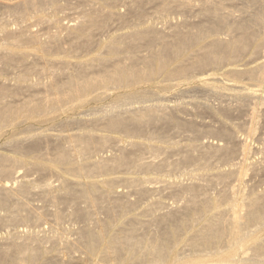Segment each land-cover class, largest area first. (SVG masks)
Segmentation results:
<instances>
[{
  "label": "bare ground",
  "instance_id": "6f19581e",
  "mask_svg": "<svg viewBox=\"0 0 264 264\" xmlns=\"http://www.w3.org/2000/svg\"><path fill=\"white\" fill-rule=\"evenodd\" d=\"M68 1L70 0H0V10H4L5 16L7 17L13 16V19L15 18V22L14 20L12 21V19L10 20L14 22L13 27L17 29V30L11 29L12 27H11V24H9V22L8 24H5V25L2 24V22L4 21L6 22L7 18H5V16L1 18L0 20L1 21L0 22V66L2 68L0 70V145H1V141L5 140L3 145L12 146L13 151L16 155L21 154L22 156V153H24L25 155L26 153L25 151L29 152V150H26L27 148L24 147L25 142H23L24 139L22 138V136L24 137L25 135L29 133L32 135L33 132H29L30 130L28 128L26 130H23L22 126H24V124L29 123L28 125H30V123L33 124L32 122H38L41 125L43 124L45 126L47 123L52 124L53 122H59L61 119H63L64 116H67L68 114L72 112L74 113V111H78L83 108H86L87 106H90L92 104H102V103L108 102L109 107L107 108V110L104 107V110H106V112H103V114H101L102 115L101 118L99 117H98L99 119L95 118L97 120L94 121L96 123L95 125H99V124L101 125L102 131L111 133V134H120V135L123 134L125 136L132 135L135 137L139 135V133L142 134L144 131H146L145 129L143 130L144 126L153 125L155 122H158V123L160 122L161 124V122L163 123V122L171 121L172 115L169 117V114L172 111L174 112V110L176 109L173 106L167 107L165 104L162 107L157 104L149 105V103L151 102V99H153L151 97L153 92L151 93L150 91L151 93V96H150L149 92H147V89H151L152 86L157 88L158 86L157 78L159 76H164L165 78L166 84H161L159 85V88H158L159 91L163 92L171 88L170 83L173 81L174 82L178 81V87L179 85L183 84V82L184 83L189 82V83L194 84V82L197 80L196 75L198 72H204L207 69H211L214 66H220L231 59L237 61L241 59L243 56L245 55L247 56L249 54L248 50L250 46L253 47V53H254L253 62H255L256 59L260 57V55L262 57L259 59L264 58V7L262 6L264 2L262 3V0H248V1L239 0V3L240 2L242 3L240 8L236 6L229 8V5L228 6L226 5L227 2L229 1L231 2L232 0H131V1L129 0V2L133 3L132 4L133 8L132 10L131 8H128L132 12H130V10L129 11L127 10V11L128 13L130 12L131 16L135 17V20H131L126 17H119V18L118 16L115 17L116 16L115 15L116 13H115L114 18H118V23L119 25H121L118 28L117 27L118 25L115 24L117 29L121 30L123 28V29H127L128 31L126 33H121L119 35L113 31L114 33L109 34L108 38L106 37L104 32L106 29L107 30L111 29V28H108L107 26L110 24L109 21L111 17L113 16L112 10L115 5L114 0H83L84 1L83 3L88 4L89 8L91 6L92 7L94 6V9L91 7L93 9L91 10V12L89 9H88L89 11L87 10L88 13L90 12V14H87L86 11L85 13H79L80 15L81 14L84 15L83 17L81 16L83 20L81 21L79 20V22L76 20L77 23L74 25L75 27L73 26L74 27L73 28L71 26L72 27L70 30L71 32L70 31L68 32H70L69 36H71L74 32L72 36H74L76 40L83 41V43L86 46V49L94 53L95 56L91 59L90 58L85 59V57H81V56L77 57L74 54L75 53L74 51H68L66 54L61 50L52 51L48 48L49 44H56V43L60 44V42L62 41V37H61V34L63 35L62 32L65 30H68L69 27H67V29L63 26L58 27L59 30L62 28V31L61 30L58 31V29H56L58 31V32L56 31L57 33L47 32V36L45 35V37L47 38L46 40L47 42L44 41L45 43L42 42L41 39L37 36V32L39 31V30L37 31L38 25L40 26L43 25L45 26V29H46V25H49L50 23L51 24L50 28L52 27L51 29L53 30L54 29V26H52L53 22L56 24H60L56 16L59 13L58 11L61 8H64L62 2L65 3ZM126 2L128 1L126 0ZM80 5H79V8L82 7V6L80 7ZM126 5L128 4L126 3ZM126 5H123V6H126ZM147 5L154 6V8L156 9L155 10L156 14L160 16V19L163 18L166 21L167 19L168 21H170L169 20L170 17L175 14H178V15L179 13L186 14L187 12H192L195 9L197 10L199 9L198 10L200 11L199 15L202 14L203 17H205L204 19H206V21L200 22L197 24L196 22L195 24H191L190 22L191 26H189L190 24L187 22L188 23L187 25L190 28V30L188 29L189 31L186 30L187 32H184V28L181 29V26L185 27V24L182 25L181 23V26H180V22L179 23L177 22L179 26L176 23H175L176 26H174V24L171 26L172 24L171 23L170 24L171 27L169 26V29L173 28L174 31L173 30L172 31L174 33L172 34L173 37H171L169 40L167 38V35L165 36V34L167 33H163V31L161 32L162 28H160V31H159L158 27L151 25V23L149 22L151 20L150 19L151 16L147 14V10H146ZM48 8L51 10L50 16L48 15L46 16V11ZM251 8H256V10L254 11V9H252L251 11ZM83 10H86V9H83ZM152 10L154 11V9ZM130 15L128 17H131ZM147 15L150 17L147 18ZM185 16L186 18L188 17L187 15ZM4 18L6 20H3ZM148 19L150 20L147 21ZM29 24H34V25L37 24L35 26L32 25L33 27L37 28L36 29L37 32H35L36 34L33 31H31L32 29L31 30L29 29L32 27L31 25L29 26ZM113 27H114V24H113ZM47 28L49 27L47 26ZM169 29L166 28L167 31ZM42 31H45V30H42ZM222 31L227 32L231 36L228 35L229 37L228 38L226 37L227 39H225V37L224 39L223 37L222 38L218 37L217 34ZM95 32L99 33V34L97 33V35H101L102 33H104V37H106L107 39L105 40L104 38L103 40V37H102L103 34H102L101 36L102 38L100 36L99 37L97 36V37H98V40L100 38L103 41L98 43V40H97V42H94ZM94 47H96V49L98 48V54H96L97 51L94 49ZM141 49H143L142 52H145V54L142 56H141V53L139 55V52ZM90 51L88 54L89 56L92 55ZM38 56L39 58L45 60L44 64L51 63V60L53 61L52 59L53 56L60 57L61 58L60 62L62 63V64L60 63V65H63V67H66L64 68L65 70L67 68L69 69V67L73 64L72 62H71L72 64H70V59L72 57L80 58V61L77 64L78 67L75 66L76 65L75 63L71 66V67L75 66L78 69L77 73L75 74L73 73V75L72 74L66 75L65 73L67 71L64 72L63 67H61L64 72L62 73V75L65 74L64 76L65 80L62 81V79L61 80L56 79L55 81L50 82V83H49L50 81L49 80L47 84L43 82L44 84L43 87L45 91L43 92L38 91L39 93L37 95L34 93L36 96H28V97L24 96L25 98H22L20 100L16 99L17 97H15L14 94L19 93V92L23 93V91L32 93L33 90L36 89L40 85L39 82L34 81L38 79L39 77L37 76L38 78L34 79L33 76H36L42 73H45V74L49 73L48 75H51V77H53L52 74L55 72V70L52 71V67L50 68L49 66H47L45 67L43 71L40 69L41 71L40 72L36 64L34 63L29 64L28 62L29 60L35 57H38ZM249 59H250V56H249ZM33 60L36 61V59H33ZM57 62L59 63L58 60ZM55 65L57 66V64ZM9 67H14L17 70L16 73H13V72L11 73V76H10L11 79L8 76L10 72V69H8ZM51 71L53 72L52 74H51ZM58 74H60V72L57 73V76L54 73L55 77L53 78L50 77V78L54 80V78L58 77ZM226 74L230 76H232L231 74H233L232 77L247 78L248 80L256 83L257 85H264V60L262 62H259L257 65H255L254 67L248 70L241 71V72L240 71L238 72V70L233 71V72L228 71V73ZM226 74L225 76H227ZM41 76L43 77V74ZM58 78H61V77H58ZM207 78H209V76ZM9 81H11V83H7ZM204 82L205 81H203V84H205ZM212 82L216 83L217 80L213 79ZM43 84H41V87ZM206 86L204 88H206ZM240 88L241 87H239V89ZM29 94L30 93H28V95ZM156 95L157 94H155V96ZM255 96H257V92L255 90H248L245 95L246 98H251ZM243 98H244V95H243ZM243 98H242V101L244 102ZM152 101L154 102V99ZM239 102L240 101L238 100V104ZM250 104L252 103L250 102ZM231 106L232 104L230 105L228 109H226L227 107L225 106V109H223L222 112L226 113L227 115L229 113L234 114L233 111H238L239 109L243 107L242 106L241 108H239L240 106L239 107L234 106L235 108H232ZM159 107H161V111L162 110L166 111V114L168 112L169 113L167 115H164L163 112H161L162 113L161 114ZM180 107H177V109L179 108L178 111L184 109V106H183V109H181L182 107L181 108ZM222 108L224 107L222 106ZM256 109L257 107L253 108L251 111L247 110L251 114L249 115L250 117H248V120H247V122L250 123L251 126L256 123L257 118H258L257 112L259 110L257 111ZM258 109H259V106H258ZM209 110H211V108ZM244 111L246 112V110ZM259 112H261V109ZM86 113L87 112H85V114ZM81 121L83 122V120ZM182 121H178V123L179 122L182 123V125L180 124L182 127L185 125L184 127H186L187 129L197 132V130L195 129L196 128L195 125H191L193 123L190 124L189 119H188L189 125H186V124L183 125ZM61 122L59 124L62 125ZM247 122H246V125H248ZM195 123H196V120H195ZM175 124L177 123L175 122ZM222 124L224 125L225 122H222ZM56 126H54V128ZM175 126H178V124ZM51 127H53V125ZM60 128L62 127L60 126ZM91 128L95 129V126ZM147 128H149V126ZM202 128L204 129V127ZM221 129L219 131L217 130L213 131L211 129H208L207 131L208 133L210 132L211 135L213 134L217 136L218 138L224 140V142L226 141L227 145L235 141L237 143L236 148H238L236 153L233 147H230L227 145L222 146V145H217L213 143H207V144L198 145V146L189 144V146L187 147L184 145V147L178 148L174 151L172 150L174 148L172 149L170 148L171 150L169 148L163 149V148H160L158 145L157 147L148 145V142L147 144L145 143L137 144L136 142L128 143V148L134 147V148H137L136 150L145 149V151L147 150L151 154V157H154V159L157 158L158 160V162H153L154 160L150 162V160H152L151 158L148 159L149 161H146V159L143 156H141V154H136L132 152L129 153V151L128 152L126 151L127 150L126 147L122 146L119 142H117L111 145H115V148L119 150L117 152H121L120 154L117 153L118 155H115L113 153L114 154L113 157L111 158L109 155L110 159H108L107 157L108 159L107 161L105 159L106 157L105 158L103 157L104 160L102 161L100 160V162L94 163L95 162L94 161L93 162L94 164L89 163V162L88 164L86 162H83L82 160L86 161V158H90L92 154L97 153L99 151L101 152V150L98 146V142L96 141V139H94L93 136L90 137L87 134L88 136H73V135L67 136L66 135V137L65 136L62 137L63 139L66 138V141H69L66 143H70L71 141L75 143L74 146L76 147L73 146L74 148H77V151L75 150L76 151L75 155H74L75 151L72 152L73 154L71 153L73 148L72 147H71L72 149L70 147H69L70 149L67 148V144H66L65 148L67 149L64 148L59 151L57 150V153L55 152L56 154L53 157L51 156L50 159L48 157H47L48 159L47 158L44 159L45 158L44 155H43L44 158L41 157L38 159L40 161V163L38 164V168H41V166L42 168L46 166L56 167V168H59L60 171L62 169L66 174L76 177V178L87 177L89 179H93V177L98 173H101L102 176L104 174L105 176V174H108L111 171L112 172L114 171L115 174L116 172H120V171H125V173L123 172L124 174H126V172H131V174H133L132 173L133 171H136L139 173L140 172L151 173V172L172 171V170L176 171V169L180 171L179 170L180 168L183 169V167H185L188 164H192L193 162H198L201 165L208 166L214 157H217L219 159L228 160L231 157L233 156L236 157V155L239 154V157L242 160V161L239 160L241 163L238 162L240 166L238 165L239 167L234 168V169L232 168L228 173L230 174V177L231 175L233 177V174L238 176L236 180L238 183L237 186H235L234 189L231 188L230 190H227L229 189L227 188L226 191H221L222 193L219 196L220 198L218 197L219 198L217 199L218 201L214 203L215 213L213 215L206 216L204 219H201L197 214L199 211V208H198L199 202L210 203L212 201L211 197L209 198L207 195L208 193L207 192H206L207 194L204 193V190L203 192H201L195 186L188 187L187 185H185L187 187V192L190 195L189 196L190 199L188 203L186 202L187 205L185 204V208L184 207L182 208H183V211L185 212L193 213L189 219L182 218L181 213L183 211L181 210V207L179 209V207L177 206L178 207V208L176 207L178 209L177 210L176 208L170 207L171 204L169 206L168 203L164 204L161 201L159 202L162 204L156 205L155 200H154L153 203L156 205L157 208H159L160 210L165 209L167 211L165 213H161L157 216H154L153 214L154 210L152 208L154 205L151 206L148 210L145 207L144 209H146L147 211L142 209V211L143 210L145 211L146 216L147 215L149 217L154 216V218L152 219L156 223V227L159 229V230L154 231L155 233H154V236H152V238H147L144 235L146 226L140 225L139 223L138 224L130 223L129 225L128 224L129 221L127 223L128 219L126 220V223L128 224L129 227L124 225L128 228L117 229L115 224L113 225L110 221H101L97 219L98 216L96 217V219H94V216H95L94 214L92 213L90 214V212L86 209L81 210V208H83L85 204L84 206L80 204L87 203L89 207H91V209L98 208V209H95V211L96 210L99 211L100 215H101V212L103 211L105 215L108 214L107 216L109 219H111L112 217L116 218L117 216L115 214L116 212L117 214L118 212H120V214H124L125 216V214H128L129 211L132 209L134 200L133 202H130L126 198V196H124L125 194L122 195L121 191L119 192L115 191L116 182L118 184L120 182L123 183L129 189L128 190L122 184L121 186L125 187L124 189H127L125 190V192L130 191L132 192V194L134 193L136 194V196H139V197H142L144 195L147 197L146 194H150L153 192L155 194V192L157 191L159 192L158 188L161 185L159 186L157 185L158 186L157 187V186H153L149 184L150 182L148 183V178H146L147 180L142 179V180H136V181L129 180V178L128 179L126 178L127 180H125V178L124 180L122 179L120 180V178H118L119 180L117 179L118 181H116V179L112 178L114 181L106 179L103 181L98 180L99 182H96L94 181L95 179H93V180L87 181L86 183H82L79 180L78 181L72 180L69 183L68 181L63 180L64 182L62 183L61 187L59 186L60 188L57 190L53 187V186H56L55 185L56 183L53 184L54 182L52 183L53 185L51 183H46L42 186L41 184H38L39 185L38 187H34L32 182L25 181L22 179V177H20L19 173L16 170V167L10 163L11 162L9 161L10 159H7L8 157L0 155V177H13L15 183L17 184L16 187H11L10 185L6 184L7 182L4 184L3 181L0 180V208L3 209V207L4 208L11 207V209L13 210L11 214L7 212V214L9 215L1 214L0 225L4 227L6 226L7 228L5 227V229L7 230L11 226L12 227L17 226L18 225L17 223L20 224V222H24V223L29 222L28 224H30V222L32 223V221L35 222V220H40V222H42L41 214L40 213L38 214L36 212V215L34 216L35 211L32 212L33 209L32 208L29 209L28 208L29 206L24 201L25 198L32 196L34 189H37L35 190L33 194L34 196L37 195L41 198L43 197L46 199H50V201L53 204H56V206H57V203H59L60 201L64 202V204H66L65 201H71L72 204H74L75 206L76 205L78 206L74 214H76L81 219H85L89 221L88 222L89 224H86L85 228H83L82 230L79 229L81 227L78 225L79 227L77 229H79L80 232L75 230L76 228L74 229L77 233L76 236L78 237L77 238L78 240H76L75 242L76 243L79 242L81 246L85 248L87 257L90 258V260L93 256H96L97 253L100 254L102 256V260L98 261L100 264H264V233H262V230L264 229V193L260 195L255 194L257 196L249 199L250 197L248 198L246 197L247 195L245 196L244 194L239 192L240 188L242 186H245L244 184H245V179H246V172H249V170L247 171V169L253 168V167L255 169V166H257L254 164L255 162L253 163L255 166L254 165L251 166L250 163L248 164L250 166H247L246 164V161L247 159H250L249 158L250 153L252 152V151L250 152L249 150V140L250 138L254 136V130L250 128L247 138H241V137L235 138V137H239L237 135L235 137L233 136L235 135L236 132H233L234 133L233 134L232 130L228 131L227 128L225 130H221ZM34 130L35 129H33L32 131ZM201 130L199 131V133L201 132ZM176 132L178 133L177 130ZM35 133H34V136H30V137L28 136V138H36V140H38L36 137L37 133L36 134ZM147 134H148L146 135L148 136L147 138H149L151 141L153 140L159 141V139L162 138L160 136L161 133H159L160 135L156 134V132L155 133L150 132ZM44 136H46V134ZM44 136L43 138H45ZM54 136L56 137V135ZM142 136L144 135L142 134ZM38 137L41 138L42 136H39L38 134ZM48 137H46L45 139H48ZM111 138L112 137H110V139ZM97 139H101V138H97ZM101 140L103 141V139ZM49 141L51 143L52 141L51 138ZM124 141L125 140H123V142ZM22 142L24 144H22ZM42 143L41 145L43 146ZM175 144L177 143L175 142ZM233 145H236V144H233ZM4 147L5 146L1 147L3 148L1 150H5ZM97 149L99 150L97 151ZM168 149L171 152H168ZM145 151L143 152V154L145 153ZM186 151H188V153ZM183 152H186V153H183ZM175 153H176V156L179 155L180 157V158L176 157V159L179 158V160L177 159L176 162H174L175 157L173 160L171 159L172 162H170L169 160L171 157L168 160H166L165 158L162 159L160 157L162 156V154L163 155H167V154L174 155ZM33 155L35 154L33 153ZM144 155H146V153ZM147 155L149 156V154ZM159 157L161 159L160 161L158 159ZM16 160L15 162H17ZM20 162L22 164V161ZM20 162L19 163L17 162V163L20 164ZM28 165H30V163ZM31 166H34V164H32ZM260 166L258 165L257 167L260 168ZM24 169L26 168L24 167ZM36 169H34L35 172L37 171ZM51 169L53 168H50V171ZM18 170L20 171L22 170V168H19ZM43 171L47 172V170H43ZM252 171L254 172V170ZM136 172H134V174ZM47 173L49 174V171ZM217 174H216L217 177L213 175L214 176L213 179H215V177L223 178L221 173L218 172ZM224 174L223 176L228 175V174L226 175V173ZM203 175L206 176V174H203ZM204 176H203V179H204ZM98 177H100L99 174H98ZM206 179L207 177L204 180L207 181ZM213 179H211L212 182H214ZM58 181L61 182L62 180L61 181L58 180ZM161 181L162 180H160V182ZM179 184H181V182ZM209 184L211 183H208L207 187H209ZM181 185H184V184H181ZM181 185H178L177 188ZM212 185L213 184H211V186ZM214 187L215 186H213V188ZM181 188L179 187L178 189H181ZM236 188H238L239 191H236ZM183 189H186V188H182L181 190ZM54 192H55V195H54ZM183 192H186V191L184 190ZM187 192L185 195H187ZM142 198H145V197H142ZM35 199L36 198H34L33 200ZM140 199H137V200H140ZM229 201L231 202L229 206H227L224 209L220 208L221 204H224L223 202L228 203ZM134 206L135 205H133V207ZM33 207L35 208V206ZM37 208L38 206H36V209ZM70 209L71 208H69V210ZM99 209H101V212ZM38 210L39 209H37V211ZM2 211L6 212V210H2ZM49 212H46V213H49ZM44 213L42 214L43 216H44ZM31 215L34 216L33 218L35 220L32 218ZM53 217L55 219V222L53 223L55 224L58 222L59 224V221L61 223V219L63 217L65 218L66 216H63L62 213L60 212H54ZM69 220H71V218ZM199 220L201 221L199 222ZM36 222H39V221H36ZM91 222L97 225L95 226L96 228L92 226ZM169 222H175L176 225L171 228L165 227ZM123 224H125V222ZM30 225L32 227L33 224H30ZM42 225H44V223H42ZM18 226H20V228L22 227L21 224ZM34 226H36L35 223H34ZM114 227H116V229ZM3 229L4 228H0V230H3ZM53 232H56V231H53ZM10 233L11 232H9V235L11 236H8V235L7 236L10 237L9 241L11 240L12 243L10 242L11 244L8 248L0 249V254L2 255V258H1L2 260H0V264H55V263L64 264L65 262L68 264V261H64V259H61L57 255H53V257H50L49 251L50 250L52 251L54 247L60 246V245L62 248L65 247L66 244L62 246L65 243V242L63 243L61 242L62 236H58L55 233L47 234L42 231L40 232L39 230L38 232L37 230L30 231L29 232L30 235H26L24 237L19 236L17 232L16 233L12 232V234ZM25 233L23 232V234ZM72 233H74L75 235V232H72ZM72 233L70 232L71 235H68V236L71 237ZM74 239L76 238L74 237ZM2 242H0L1 243L0 245L4 246V242L3 243ZM76 243L75 245L77 246ZM50 244H51V247L49 246ZM70 245H71V242H70ZM69 246L67 245V248L72 250V247L70 248ZM68 249H64V250L67 251L68 253L69 252ZM78 249L80 250V248ZM83 249L80 251L84 252ZM72 251L74 252V250ZM100 255H99V258H100ZM87 263L90 264L89 262Z\"/></svg>",
  "mask_w": 264,
  "mask_h": 264
},
{
  "label": "rangeland",
  "instance_id": "374dc122",
  "mask_svg": "<svg viewBox=\"0 0 264 264\" xmlns=\"http://www.w3.org/2000/svg\"><path fill=\"white\" fill-rule=\"evenodd\" d=\"M80 1L81 0H70V1H68V2H65V3H63L62 2V4H63V7L64 8H61L58 12L60 13H58V15L56 16V18H58V21H59V23L60 24H56V23H52L53 25L52 26H54V29L52 30L51 28H50V23H49V25H46V29H45V26H43V25H38L37 26V28L36 27H33L32 25H34V24H29V26L31 25L32 27L31 28H29L31 31H33L34 33L35 32H37L38 30V32H37V36L41 39V41L42 42H47L46 40H47V38L45 37V35L47 36V32H54V33H57L58 31H62V28L59 30L58 29V27H65L66 29H67V27H69L68 28V30H65V31H63L62 33H63V35L61 34V37H62V41L60 42V44H49L48 45V48L50 49V50H52V51H57V50H61V51H63L64 53H66L67 54V52L68 51H74L75 53V55L78 57V56H81V57H85V59H91V58H93L95 55H94V53H92L90 50V52H91V54L93 55H88L89 54V51H88V49H86V46H85V44L83 43V41H81V40H76L75 38H74V36H72L73 34H74V32H73V34L71 35V36H69L70 35V30H71V28L77 23V21L79 22V20L81 21V20H83V16L84 15H80L79 13H85V11H86V13L87 14H90V12H91V10H93L94 9V6L90 9L89 8V6H88V4H85V3H83L84 1L82 0L81 1V3H80ZM125 1V2H124ZM114 0V8H113V10H112V17H111V19H110V21H109V25L111 26V24H112V26L110 27L109 25L107 26L108 28H111V29H106L105 30V35H106V37L108 38L109 37V34H112V33H116V34H121V33H126L128 30L127 29H121V30H119V29H117V27L119 28L121 25H119V23H118V18L119 17H126V18H129V19H131V20H135V17H133V16H131L130 15V12H132L131 10H132V8H133V3H131V2H129V0H127L128 2H126V0ZM131 1V0H130ZM238 2V4H237V2ZM241 1V0H240ZM246 1H248V0H246ZM264 2V0H262V3ZM126 3L128 4V5H126ZM129 3H131V4H129ZM81 4V5H80ZM240 4V5H239ZM79 5H80V7L81 8H79ZM85 5V6H84ZM123 5H126V6H128V7H126V6H123ZM226 5L228 6L229 5V8H232V7H234V6H236V7H238V8H240L241 7V5H242V3L240 2L239 3V0H232L231 2L229 1V2H227L226 3ZM239 5V6H238ZM86 6H87V8H86ZM115 6H116V8H115ZM130 6V7H129ZM263 7H264V3H263V5H262ZM128 8H131V10L130 9H128ZM147 8V9H146ZM145 9L147 10V14L148 15H150V16H148L147 15V18H149L150 17V19H148L147 21H149L150 23H151V25H153V26H155V27H158L157 29L160 31V28H162V29H164V30H162L161 29V32L163 31V33H167V34H165V36L167 35V38L170 40V38L171 37H173V31H174V29L173 28H170L169 29V26H170V24H171V26L174 24V26H176V24L179 26V22H180V26H181V23H182V25H184L185 24V27L184 26H181V29L182 28H184V32H187V31H189L190 30V28H189V26H191V24H195V22H196V24L197 23H200V22H204V21H206V19H204L205 17H203V15L201 16V15H199L200 13V11H198L197 9H195V10H193L192 12H187L186 14L184 13V14H181V13H179V15L178 14H175V15H173V16H171V17H173V18H171L170 17V21H168V19H167V21L165 20V19H163V18H161L160 19V16H158L157 14H156V9L154 8V6H151V5H147V7H146ZM154 9V11L152 10V9ZM83 9H86V10H83ZM90 10V12L88 13V11ZM252 9H254V11L256 10V8H251V11H252ZM79 10H81V11H79ZM88 10V11H87ZM130 10V12L128 13V11ZM1 12V14H0V20H1V18H3L5 15H4V10H0ZM62 11V12H61ZM253 11V12H254ZM120 12V13H119ZM126 12V13H125ZM116 13V14H115ZM50 14H51V10L48 8L47 9V11H46V16L48 15V16H50ZM116 16H115V15ZM117 14H119V15H117ZM122 14H123V16H122ZM132 17H128L129 15ZM133 14V13H132ZM10 15V14H9ZM125 15V16H124ZM134 15V14H133ZM155 17H154V16ZM183 17H182V16ZM185 15H187L188 17L186 18V16ZM191 15V16H190ZM82 16V17H81ZM114 16L115 17H117L118 16V18H114ZM153 16V17H152ZM198 16H200V17H198ZM9 17V18H8ZM5 16V18H7V20L4 18L3 20H6V22L4 23V22H2V24H8V22H9V24H11V29H16L15 27H13L14 26V22H15V18L13 19V16ZM11 17V18H10ZM60 17V18H59ZM157 17H159V18H157ZM203 17V18H202ZM153 18V19H152ZM196 18V19H195ZM10 19H12V21L14 20V22H12ZM60 19H61V21H60ZM114 21H113V20ZM116 19H117V21H116ZM10 20V21H9ZM77 20V21H76ZM154 20H155V22H154ZM197 20V21H196ZM202 20V21H201ZM74 21H76V22H74ZM1 22V21H0ZM178 22V23H177ZM190 24V22H191V24L188 26L187 24L188 23ZM167 23H169V24H167ZM176 23V24H175ZM65 26H64V25ZM67 24V25H66ZM113 24H114V27H113ZM118 25L117 27H116V25ZM35 25H37V24H35ZM34 25V26H35ZM61 25V26H60ZM187 25V26H186ZM16 26V25H15ZM47 26L49 27V28H47ZM72 26V27H71ZM170 26V27H171ZM44 29H43V28ZM75 27V26H74ZM73 27V28H74ZM106 27V28H107ZM116 27V28H115ZM64 28V29H65ZM115 28V29H114ZM166 28H168L169 30V32L166 30ZM186 28V29H185ZM36 29H37V31H36ZM45 30V31H42V30ZM48 29V30H47ZM56 29H58V31L56 30ZM113 29V30H112ZM189 29V30H188ZM17 30V29H16ZM35 30V31H34ZM41 30V31H40ZM50 30V31H49ZM110 30V31H109ZM117 30V31H116ZM173 30V31H172ZM187 30V31H186ZM57 31V32H56ZM68 31H70V32H68ZM107 31H109V32H107ZM114 31V32H113ZM121 31V32H120ZM67 33V35H66V33ZM107 32V33H106ZM43 33V34H42ZM95 33H96V35H95ZM94 33V36H95V40H94V42H97V40H98V37L100 36H102V34H103V40H104V38H105V40L107 39L106 37H104V33H102L101 35H97V33L98 32H95ZM36 34V33H35ZM39 34H41V35H39ZM66 36H65V35ZM99 34V33H98ZM229 34L227 33V32H225V31H222V32H220V33H218L217 34V36L218 37H220V38H222L223 37V39H224V37H225V39H227L229 36H231V35H229ZM64 36V37H63ZM98 36V37H97ZM41 37H43V38H41ZM97 37V38H96ZM101 37V38H102ZM227 37V38H226ZM44 38H46V39H44ZM166 38V39H167ZM167 39V40H168ZM102 39H100L99 38V40H98V43L99 42H101V41H103ZM44 42V43H45ZM97 45V44H96ZM95 45V46H96ZM97 47V46H96ZM96 47H94V49L97 51V53L96 54H98V48L96 49ZM92 49V48H91ZM142 50L143 49H141L140 50V52H139V55H140V53H141V56L142 55H144L145 54V52H142ZM88 51V52H87ZM143 53V54H142ZM147 53V52H146ZM248 55L246 56H243L241 59H239V60H237V61H235V60H233V59H231V60H229V61H227V62H225L224 64H222V65H220V66H214V67H212L211 69H207L206 71H204V72H198L197 73V80L194 82V84L193 83H189V82H183V84H181V85H179V87H178V81H173V82H171L170 84H171V88L169 89V90H166V91H163V92H161V91H159L158 90V88H159V85H161V84H166L165 83V78H164V76H159L158 78H157V83H158V86H157V88H155V87H153L152 86V88L151 89H147V92H149V94H150V96H151V93H152V98L154 99V102L152 101L153 99H151V102L149 103V105H153V104H157V105H159V106H163L164 104L167 106V107H171V106H173V107H175L176 109H177V107H180L181 109H183V106H184V109L183 110H180V111H178L179 110V108L177 109V111H176V109L174 110V112L172 111L170 114H169V117L171 116V121H167V122H161V124H160V122L158 123V122H155L153 125H147V126H144L143 127V130L145 129L146 131H147V133H155L156 132V134H158V135H160L159 133H161V139H159V141L158 140H153V141H151L149 138H147L148 136H146V135H148L147 133H146V131H144L142 134L144 135V136H142V134L141 133H139V135H137V136H125V135H120V134H111V133H107V132H104V131H102V127H101V125L99 124V125H95L96 123L94 122V121H96L97 119H99V118H101V114H103V112H106V110H107V108L109 107L108 106V102H106V103H102V104H92V105H90V106H87L86 108H83V109H81V110H78V111H74V113L72 112V113H70V114H68L67 116H64L63 117V119H61L59 122H53L52 124L51 123H47L45 126L42 124H40V123H38V122H32L33 124H31L30 123V125H28L29 123H27V124H24V126H22V129L23 130H26L27 128L30 130L29 132H33V134L31 135L30 133L29 134H27V135H25L24 137L22 136V138L24 139V141L23 142H25V144L22 142V144H24L25 146V148H27L26 150H29V152L28 151H25L26 153H25V155H24V153H22V156H21V154H15L14 153V151H13V147L12 146H9V145H3L4 144V142H5V140H2L1 141V145H0V155H2V156H5V157H8L7 159H10L9 161H11L10 163L11 164H13L15 167H16V170H17V172L19 173V175H20V177H22V179L23 180H25V181H28V182H32L33 183V185H34V187H38L39 185L38 184H41V186L42 185H44V184H46V183H53V184H55L56 186H53L56 190L57 189H59L60 187H61V185H62V183L64 182L63 180H65V181H68L69 183L72 181V180H74V181H80V182H82V183H86L87 181H89V180H93V179H95L94 181H96V182H99L98 180H100V181H103V180H106V179H109V180H113V179H116V181H118L119 179L118 178H120V180L122 179V180H124V178H125V180H127L128 178H129V180H142V179H146V178H148V183L149 184H151V185H153V186H159V185H161V186H159V192L157 191V192H155V194H154V192L153 193H150V194H146L147 195V197L144 195V196H142V197H145V198H142V197H139V196H136V194H132V192H130V191H126L127 193H129V194H127L126 192H125V190H127L128 188L123 184V183H117L116 181V184H115V191H121V193H122V195L123 194H125L124 196H126V198L130 201V202H133V200H134V202H133V205H135L134 207H133V205H132V209L129 211V213L128 214H125V216H124V214H120V212H118V214H117V212L115 213L117 216H116V218H114V217H112L111 219H109L108 218V214H106L105 215V213H103V211L101 212V209H99L100 210V212H101V215H100V213H99V211H95V209H98V208H92L91 209V207H89V205L87 204V203H81L80 205H83L84 206V204H85V206L83 207V208H81L80 206V208H81V210H88L89 212H90V214L92 213V214H94L95 216H94V219H96V217H97V219H99V220H101V221H110L113 225L115 224V226L117 227V229H125V228H128L129 226H128V224L130 225V223H132V224H140V225H144V226H146V229H145V236L147 237V238H152V236H154V231L155 230H159L157 227H156V223L154 222V220L152 219V218H154V216H157V215H159V214H161V213H165L167 210H165V209H163V210H160L159 208H157L156 207V205H159V204H162V203H164V204H166V203H168L169 204V206H170V204H171V206L170 207H173V208H176L177 206L179 207V209H180V207H181V210L183 211V208L182 207H184L185 208V204H186V202L188 203L189 202V199H190V195L188 194V192H187V187L185 186V185H187L188 187H192V186H195V187H197L201 192H203V190H204V193H206L207 195H208V197L210 198L211 197V199H212V203L210 202V203H207V202H199V211H198V216L201 218V219H204L206 216H210V215H213L214 213H215V209H214V203H216V201H218L217 199H219L220 197V194L222 193L221 191H226V189L227 188H229V189H227V190H230L231 188H235V186H237V178H238V176L237 175H234L233 174V177H232V175H231V177H230V174H228L229 173V171L233 168H237V167H239L240 165H239V163H241L240 161H242L241 159H240V157H239V154H235L236 155V157L235 156H233V157H231L230 159H228V160H225V159H219V158H217V157H214L213 159H212V161L210 162V164L208 165V166H206V165H201L200 163H198V162H193L192 164H188V165H186L185 167H183V169L182 168H180L179 170L180 171H178L177 169H176V171L175 170H172V171H161V172H151V173H145V172H136V171H133L132 173L133 174H131V172H126V174H124L125 173V171H120V172H116V174H115V172L113 173L112 171L111 172H109L108 174H105V176H104V174H103V176H102V174L101 173H98L99 174V176L100 177H98V174H96L95 176H97V177H93V179H89V178H87V177H83V178H76V177H73V176H70V175H68V174H66L62 169H61V171L59 170V168H56V167H48V166H46V167H44V168H42V166H41V168H38V164L40 163V161L38 160L39 158H41V157H43L44 158V156H45V158L44 159H46L47 157L50 159L51 158V156L53 157L56 153H57V150L59 151V150H62V149H64L66 146V144H67V148H71L72 149V151H71V153L73 152V151H77V148H74V147H76V146H74L75 145V143L73 142V141H71L70 143H66V142H69V141H66V138H62L63 136H65L66 137V135L67 136H90V137H94V139H96V141L98 142V146H99V148H100V150H101V152L99 151V152H97V153H94L95 154V156H94V154H92V158L90 159V158H86V161L85 160H82L83 162H86V163H92V164H94V163H96V162H100V160L102 161V160H104V158L106 159V161L108 160V159H110L109 158V155H110V157L112 158L113 157V155L115 154V155H118V154H120L121 152H117V151H119V150H117L116 148H115V145H111V144H115V143H117V142H119L122 146H124V147H126V151L128 152L129 151V153L130 152H132V153H136V154H141V156H143L145 159H146V161H149L148 159H152V160H150V162L151 161H153V162H158V160H157V158H155L154 159V157H151V154L146 150L145 151V149H140V150H136L137 148H134V147H129L128 148V143H130V142H136L137 144L139 143V144H141V143H145V144H147V142H148V145H151V146H155V147H157V145L160 147V148H163V149H167V148H174V149H172L173 151L174 150H176V149H178V148H182V147H184V145L187 147V146H189V144L190 145H196V146H198V145H203V144H207V143H213V144H217V145H222V146H226L227 145V142L225 141L224 142V140H222V139H220V138H218L217 136H215V135H211V133L209 134L208 133V129H211V130H213V131H216L218 128V130L217 131H219L222 127V129L221 130H225L226 128H227V130L229 131H231L232 130V133L233 132H236L235 133V135H233L234 137L237 135V136H239V137H235V138H247V136H248V134H249V130H250V128H252L253 130H254V136L252 137V138H250V140H249V150H250V159H247V161H246V164H247V166H253L254 164L255 165H261L260 166V168L259 167H257V166H255V169H254V167L253 168H249V167H247V168H249V169H247V171L249 170V172H246V179H245V186H242L241 188H240V191H239V189L238 188H236V191H239V192H241L242 194H244L246 197H250L249 199H251V198H253V197H255V196H257V195H255V194H262V193H264V109H263V107H264V85H257L256 83H254V82H252V81H250V80H248L247 78H243V77H232L233 76V74H231L232 76H230V75H227L226 73H228V71L229 72H233V71H236V70H238V72L240 71H245V70H248V69H250V68H252V67H254L255 65H257L259 62H262L263 60H264V58L263 59H259V58H261L262 56L260 55V57H258V59H256V61L255 62H253V57H254V53H253V47L252 46H250V48H249V50H248ZM249 56H250V59H249ZM75 58V57H72L71 59H70V64H76L75 66L76 67H78L77 66V64H78V62L80 61V58ZM257 57V56H256ZM252 58V59H251ZM33 59H36V61L35 60H33ZM33 59H31V60H29L28 62H29V64H32V63H34V64H36L37 65V67L39 68V71H40V69L43 71L44 69H45V67H47V66H49L50 68L52 67V71L53 70H55V74H56V76H57V73H59L60 72V74H58V77H61V78H58V77H56V78H54V80L53 79H51V78H53V77H55L54 76V73L51 71V74H52V76L53 77H51V75H48L49 73H42L43 74V77L41 76L42 74H38V75H36V76H33L34 77V79H36V78H38V79H36V80H34V81H36V82H39L40 83V85L36 88V89H34L33 90V92L31 93V92H26V91H23V93H20L19 91V93H16V94H14L15 95V97H17L16 99H22V98H25V97H28V96H36L39 92H43V91H45L44 90V84H43V82L45 83V84H47L48 83V81H49V83L50 82H53V81H55L56 79H58V80H61L62 79V81L63 80H65V74L66 75H69V74H72L73 75V73L75 74V73H77V68L75 67V66H73V67H69V69L67 68L66 70L64 69V68H66V67H63V65H60V57H52V59H53V61L51 60V63H46V64H44V61L45 60H43V59H41V58H39V56L38 57H35V58H33ZM38 59V60H37ZM56 60V61H55ZM57 60L59 61V63L57 62ZM69 60V59H68ZM252 60V61H251ZM33 61V62H32ZM72 62V63H71ZM249 63V64H248ZM49 64V65H48ZM52 64H54V65H52ZM55 64H57V66L55 65ZM62 64V63H61ZM58 65H59V67L61 68V67H63V69H64V72H66L65 74H63L62 75V73H64L63 72V69L61 68V70H60V68L58 67ZM56 66V67H55ZM54 67V68H53ZM74 67H75V69H74ZM1 66H0V70H1ZM56 68V69H55ZM71 68V69H70ZM72 68H73V70H72ZM240 68V69H239ZM8 69H10V72H9V77L11 76V73L13 72V73H16L17 72V70L14 68V67H9ZM58 69V70H57ZM245 69V70H244ZM60 70V71H59ZM57 71V72H56ZM41 72V71H40ZM225 74L227 75V76H225ZM45 75V76H44ZM38 76V77H37ZM41 76V77H40ZM209 76V78H210V80H209V78H207ZM51 77V78H50ZM42 78V79H41ZM208 80H207V79ZM10 79H11V77H10ZM202 80V81H200V80ZM213 79H215V80H217V85H216V83L215 82H212L213 81ZM222 79V80H221ZM41 80V81H40ZM207 80V81H206ZM220 80H221V82H220ZM197 81H198V83H197ZM203 81H205L204 83L205 84H203ZM209 82V83H208ZM7 83H11V81H9V82H7ZM189 83V84H188ZM212 83V84H211ZM41 84H43L42 85V87H41ZM201 84V85H200ZM10 85V84H9ZM207 85V86H206ZM227 85V86H226ZM229 85H230V87L232 86V87H234V88H230L229 87ZM11 86V85H10ZM206 86V88H204ZM209 86H210V88H209ZM241 87L240 89H239V87ZM214 87V88H213ZM236 87H238V88H236ZM202 88V89H201ZM215 88H216V90H215ZM222 88V89H221ZM156 89V90H155ZM192 89V90H191ZM187 90V91H186ZM248 90H255L256 92H257V96H255V97H251V98H246L245 97V95H246V93H247V91ZM39 91V92H38ZM150 91H151V93H150ZM213 91V92H212ZM219 91V92H218ZM234 91V92H233ZM242 91V92H241ZM184 92V93H183ZM222 92V93H221ZM28 93H30L29 95H28ZM36 95H35V94ZM218 93H220V94H218ZM239 93V94H238ZM43 94V93H42ZM155 94H157L156 96H155ZM223 94V95H222ZM227 95V96H225V95ZM237 94V95H236ZM242 96H241V95ZM23 95V96H22ZM39 95H41V94H39ZM218 95V96H217ZM223 97H222V96ZM233 95V96H232ZM235 95V96H234ZM243 95H244V98H243ZM25 96V97H24ZM221 96V97H220ZM225 96V97H224ZM238 96H240V97H238ZM19 97V98H18ZM216 97H217V99H216ZM233 97H234V99H233ZM257 97H258V99H257ZM163 98V99H162ZM221 98V99H220ZM229 98H231V99H229ZM237 98V99H236ZM242 98L244 99V102L242 101ZM256 99V101H255V99ZM165 99V100H164ZM167 99V100H166ZM241 99V100H240ZM246 99V100H245ZM248 99V100H247ZM262 99V100H261ZM156 100V101H155ZM229 100H231V101H229ZM233 100V101H232ZM238 100L240 101L239 102V104H238ZM246 101V102H245ZM252 103V104H250V102ZM158 102V103H157ZM160 103H162V104H160ZM244 105H243V104ZM246 103V104H245ZM232 104V108H235L234 106H237V107H239V108H241L242 106V108L241 109H239L238 111H233V113L234 114H232V113H229L228 115L226 114V113H224V112H222V110L223 109H225V106L227 107L226 109H228L229 107H230V105ZM248 104V105H247ZM178 105V106H177ZM204 105H205V107H204ZM220 105H221V107H220ZM177 106V107H176ZM207 106V107H206ZM219 106V107H218ZM222 106L224 107V108H222ZM257 107V111L259 110L260 111V109H261V112H257V121H256V123L254 124V125H252L251 126V124L250 123H248L247 122V120H248V117H250L249 115H251L250 114V112H248V111H251L253 108H256ZM258 106H259V109H258ZM103 107V108H102ZM104 107H105V109L106 110H104ZM161 107H159V109H160V113L161 112H163V114L164 115H167L166 114V111H161ZM209 107V108H208ZM89 108V109H88ZM211 108V110H209ZM216 108H217V110H216ZM219 108V109H218ZM90 109H91V111H90ZM102 110H104V111H101ZM185 110V111H184ZM221 110V111H220ZM243 110V111H242ZM244 110H246V112L244 111ZM248 110V111H247ZM99 111V112H98ZM83 112H84V114H83ZM85 112H87L86 114H85ZM248 112V113H247ZM162 114V113H161ZM212 114V115H211ZM225 114V115H224ZM261 114V115H260ZM194 115V116H193ZM214 115V116H213ZM218 115V116H217ZM261 116V117H260ZM99 117V118H98ZM174 117V118H173ZM67 118V119H66ZM95 118H97V119H95ZM178 118V119H177ZM216 118V119H215ZM218 118H219V120H218ZM245 118V119H244ZM72 121H71V120ZM74 119V120H73ZM90 119V120H89ZM92 119V120H91ZM169 119V118H168ZM188 119H189V121H190V124L191 123H193V124H191V125H195V129L197 130V132L195 131H192V130H189V129H187L186 127H184L185 125L184 124H186V125H189V121H188ZM193 119V120H192ZM69 122H68V121ZM81 120H83V122L81 121ZM84 120H86V121H84ZM176 120V121H175ZM182 121L183 122V127L181 126L182 125V123L181 122H179L178 123V121ZM195 120H196V123H195ZM62 121V122H61ZM73 121H75V122H73ZM80 121V122H79ZM90 121V122H89ZM216 121V122H215ZM62 123V125L61 124H59V123ZM66 122V123H65ZM175 122L178 124V126H175V125H177V124H175ZM202 122V123H201ZM212 122V123H211ZM222 122H225V124L223 125L222 124ZM246 122L248 123V125H246ZM36 123V124H35ZM39 125H38V124ZM165 123V124H164ZM173 123V124H172ZM202 125H201V124ZM204 123V124H203ZM51 124V125H50ZM58 124H59V126H58ZM71 124V125H70ZM158 124V125H157ZM164 124V125H163ZM181 124V125H180ZM206 124H207V126H206ZM209 124V125H208ZM243 124V125H242ZM27 127H26V126ZM34 125V126H33ZM48 125H49V127H48ZM53 125V127H51ZM57 125V126H56ZM166 125V126H165ZM54 126H56L55 128H54ZM60 126L62 127V128H60ZM95 126V129H92L91 127H94ZM149 126V128H147ZM167 126H169V127H167ZM209 126V127H208ZM242 126V127H241ZM32 127H33V129H35L34 131H32L33 129H32ZM35 127V128H34ZM148 129H146V128ZM202 127H204V129L202 128ZM217 127V128H216ZM31 128V129H30ZM208 128V129H207ZM214 128H216V129H214ZM171 129V130H170ZM201 130V132L199 133V131ZM40 130V131H39ZM89 130V131H88ZM149 130H151V131H149ZM176 130L178 131V133L176 132ZM185 130H187V131H185ZM199 130V131H198ZM204 130H205V132H204ZM35 131H36V133H37V139L38 140H36V138H28V136L30 137V136H34V133H35ZM190 131V132H189ZM207 131V132H206ZM26 132V131H25ZM89 132V133H88ZM159 132V133H158ZM181 132V133H180ZM191 132H193V133H191ZM203 132V133H202ZM35 133V134H36ZM84 133H85V135H84ZM92 135H91V134ZM94 133V134H93ZM179 134V135H177V134ZM196 133H198V134H196ZM206 135H205V134ZM38 134H39V136H42L41 138L40 137H38ZM46 134V136H44ZM52 134H53V136H52ZM88 134V135H87ZM95 134H96V136H95ZM190 134V135H189ZM234 134V133H233ZM51 135V136H50ZM54 135H56V137L54 136ZM58 135V136H57ZM100 137H99V136ZM163 135V136H162ZM189 135V136H188ZM210 135V136H209ZM245 135V136H244ZM43 136L46 138V137H48V139H45V138H43ZM107 136H109L107 139L105 138V137ZM138 136H139V138H138ZM142 136V137H141ZM186 136V137H185ZM197 136V137H196ZM242 136H244V137H242ZM110 137H114L113 139L111 138L110 139ZM127 137V138H126ZM134 137V138H133ZM141 137V138H140ZM191 137V138H190ZM194 137V138H193ZM50 138H51V143H50ZM53 138V139H52ZM97 138H101V139H103V141L101 140V139H97ZM125 138V139H124ZM143 138V139H142ZM148 140H146V139ZM191 139V141H190V139ZM31 139V140H30ZM35 139V140H34ZM61 139V140H60ZM105 139V140H104ZM117 139V140H116ZM54 140V141H53ZM60 140V141H59ZM63 140V141H62ZM107 140V141H106ZM123 140H125L124 142H123ZM141 140V141H140ZM194 140V141H193ZM49 141V142H48ZM43 142V143H42ZM46 142V143H45ZM175 142L177 143V144H175ZM195 142V143H194ZM41 143L43 144V146L41 145ZM127 143V144H126ZM151 143V144H150ZM174 143V144H173ZM37 144H39V145H37ZM72 145V146H70V145ZM100 144H101V146H100ZM233 144H236V145H233ZM33 145V146H32ZM35 145V146H34ZM38 147H37V146ZM40 145H41V147H40ZM50 145V146H49ZM69 145V146H68ZM97 145V144H96ZM108 145V146H107ZM126 145V146H125ZM179 145V146H178ZM183 145V146H182ZM233 145V146H232ZM3 146H5L4 147V149L5 150H1V149H3V148H1V147H3ZM23 146V145H22ZM27 146V147H26ZM74 146V147H73ZM107 146V147H106ZM227 146H230V147H233V149L235 150V153L237 152V149L238 148H236L237 147V143L234 141V142H231V144H229V145H227ZM234 146H235V148H234ZM34 147V148H33ZM46 147V148H45ZM61 147H63V148H61ZM113 147V148H112ZM41 148V149H40ZM67 148H65V149H67ZM69 148V149H70ZM108 148V149H107ZM111 150H110V149ZM8 149H10V150H8ZM34 149H35V151H36V153H35V151H34ZM129 149V150H128ZM168 149V152H171L170 150ZM7 150V151H6ZM39 150V151H38ZM99 149H97V151H98ZM110 150V151H109ZM115 152H114V151ZM76 151L74 152V155L76 154ZM108 151H109V153H108ZM145 151V153H146V155H144L143 154V152ZM258 151V152H257ZM10 152V153H9ZM56 152V153H55ZM102 152H104V153H102ZM187 153H188V151H186ZM186 152H183V153H186ZM12 153V154H11ZM33 153L35 154V155H33ZM106 153V154H105ZM114 153V154H113ZM118 153V154H117ZM28 154V155H27ZM38 154H39V156H38ZM53 154V155H52ZM73 154V153H72ZM97 154V155H96ZM147 154H149V156L147 155ZM195 154H197V153H195ZM27 155V156H26ZM44 155V156H43ZM173 155V154H172ZM172 155H170V154H167V155H163L162 154V156H160L162 159H166V160H168L170 157V162H172V160L174 159V157H175V160H174V162H176V160L178 159L179 160V155H177L176 156V153L172 156ZM38 156V157H37ZM97 156V157H96ZM148 156V157H147ZM37 159H36V158ZM101 157V158H100ZM104 157V158H103ZM107 157H108V159H107ZM160 157L158 158L159 159V161L161 160L160 159ZM176 157H179V158H177L176 159ZM14 158V159H13ZM17 160H16V159ZM47 158V159H48ZM22 161V164H21V162L19 161ZM172 159V160H171ZM15 160L19 163L20 162V164H18L17 162H15ZM238 160V161H237ZM240 160V161H239ZM95 161V162H94ZM13 162V163H12ZM15 162V163H14ZM28 162V163H27ZM94 162V163H93ZM239 162V163H238ZM255 162V163H254ZM30 163V165H28ZM88 163V164H89ZM238 163V164H237ZM250 163V165H248ZM254 163V164H253ZM9 164V163H8ZM16 164V165H15ZM24 164V165H23ZM26 164V165H25ZM32 164H34V166H31ZM36 164V165H35ZM236 164V165H235ZM239 165V166H238ZM23 166V167H22ZM30 166V167H29ZM233 166V167H232ZM24 167L26 168V169H24ZM27 167H29V168H27ZM36 167H37V169H36ZM258 169H257V168ZM19 168H22V170H18ZM30 168H32V169H30ZM50 168H53V169H51V171H50ZM24 169V170H23ZM34 169H36L37 171L35 172V170ZM38 169H39V171H38ZM41 169V170H40ZM250 169H251V171H250ZM30 170H32L31 172L28 171ZM34 170V171H33ZM43 170H47V172L49 171V174L46 172V171H43ZM252 170H254V172L252 171ZM256 170V171H255ZM221 171V172H220ZM225 171H227V172H225ZM28 172V173H27ZM35 172V173H34ZM37 172H39V173H37ZM124 172V173H123ZM134 172H136L135 174H134ZM221 173L222 174V177L223 178H221V177H219V178H216L217 177V173ZM54 173V174H53ZM123 173V174H122ZM212 173V174H211ZM224 173H226V175L227 176H223V174ZM59 174V175H58ZM203 174H206V176H204ZM217 174V175H216ZM60 175H61V177H60ZM216 176L215 177V179H213L214 178V176ZM225 175V174H224ZM57 176V177H56ZM102 176V177H101ZM109 176V177H108ZM196 176V177H195ZM203 176H204V179L207 177V181H205L204 179H203ZM219 176H220V174H219ZM63 177V178H62ZM116 177V178H115ZM122 177V178H121ZM131 177V178H130ZM136 177V178H135ZM212 177V178H211ZM59 178V179H58ZM113 178V179H112ZM127 178V179H126ZM213 179V181L214 182H212V180L211 179ZM118 179V180H117ZM168 179V180H167ZM217 179H219V180H217ZM0 180H2L3 181V183L5 184L6 182V184H8V185H10L11 187H16L17 186V184L15 183V181H14V179H13V177H0ZM58 180H62L61 182H59ZM70 180V181H69ZM147 180V179H146ZM160 180H162L161 182H160ZM216 180V181H215ZM14 181V182H13ZM47 181V182H46ZM50 181V182H49ZM57 181V182H56ZM114 181V180H113ZM171 181V182H170ZM196 181V182H195ZM181 182V184H184V185H181V184H179ZM226 182V183H225ZM235 182V183H234ZM10 183V184H9ZM153 183H155V184H153ZM189 183V184H188ZM191 183V184H190ZM201 183H203V184H201ZM208 183H211V184H213L212 186H211V184H209V187H207L208 185ZM215 183V184H214ZM234 183V184H233ZM16 184V185H15ZM52 184V185H53ZM123 184V186H125L127 189H124L125 187H123V186H121ZM148 184V185H149ZM205 184V185H204ZM35 185H37V186H35ZM172 185V186H171ZM175 185H176V187H175ZM178 185H181V186H179L180 188L182 187V188H186V189H183V190H181V189H178L177 188V186ZM189 185H191V186H189ZM219 185V186H218ZM230 185V186H229ZM231 185H232V187H231ZM60 186V187H59ZM150 186V185H149ZM157 186V187H158ZM162 186H164V187H162ZM165 186H167V187H165ZM205 186V187H204ZM213 186H215L214 188H213ZM234 186V187H233ZM58 187V188H57ZM164 190H163V189ZM171 190H170V189ZM177 188V189H176ZM207 188V189H206ZM212 188V189H211ZM243 188V189H242ZM167 189H169V190H167ZM221 189V190H220ZM245 189V190H244ZM35 190H37V189H34L33 190V193H32V196H29V197H27V198H25V203L29 206H27L29 209H33L32 210V212L33 211H35L33 214H34V216L36 215V212L39 214H41V216H42V222H40V220H35L33 217V215H31L32 216V218L35 220V222L34 221H32V223L30 222V224H33L32 225V227H31V225L30 224H28V223H24V222H20V224H21V228H20V226H18V225H20L19 223H17L16 225L17 226H11V227H9L7 230H8V232H7V230L5 229V227L4 226H1L0 225V228H4L3 230H5V231H3V230H0V242H4V246L3 245H0V249L2 248V249H5V248H8L9 246H10V244L12 243L11 242V240L9 241V239H10V237H8V236H11V235H9V232H11L10 234H12V232L13 233H18L19 234V236H26V235H30L29 234V232L30 231H35V230H37V232H38V230L41 232H44V233H47V234H57L58 236H62L61 237V242L63 243V242H65L62 246H64L65 244V247H63L64 249H68L67 248V245L69 246L70 245V242H71V245L69 246L70 248L72 247V250H74V252L71 250V249H68V253H67V251H65L62 247H61V245L60 246H56V247H54L53 248V250L51 251H49L50 252V257H53V255H57L58 257H60L61 259H64V261H68V264H71V263H73V264H77L78 262V264H88L87 262H89L90 264H96V263H98V264H100L98 261H100V260H102V256L100 255V254H98L97 253V255L96 256H93L92 258H91V260H90V258H88L87 257V254H86V251H85V248L83 247V246H81V244L78 242V243H76L75 241L76 240H78L77 238V233H76V231L75 230H77L78 232H80V230L79 229H83V228H85V226H86V224H89L88 222L89 221H87V220H85V219H81V218H79L76 214H74V212H76V209L78 208V206L76 205H74V204H72V202L71 201H65V203L66 204H64V202H62V201H60L59 203H57V206H56V204H53L51 201H50V199H46V198H41V197H39V196H37V195H33L34 194V192H35ZM129 190V189H128ZM186 191L187 192V195H185L186 194V192H183V191ZM179 191V192H178ZM182 191V192H181ZM244 193H243V192ZM120 193V194H121ZM159 193H161V194H159ZM182 193H184V194H182ZM58 194V193H57ZM131 196V194H132V196L130 197L129 196V198H128V196ZM54 195H55V192H54ZM149 195V196H148ZM157 195V196H156ZM210 195V196H209ZM139 197V198H138ZM149 197V198H148ZM219 197V198H218ZM34 198H36L35 200H36V202H35V200H33ZM37 198H39V199H37ZM140 199V198H142V199H140V200H137V199ZM154 198V199H153ZM132 201H131V200ZM144 199V200H143ZM48 200V201H47ZM151 200V201H150ZM154 200H155V204L153 203L154 202ZM136 201H137V203H136ZM140 201V202H139ZM159 201H161L162 203H160ZM45 202V203H44ZM176 202H178V203H176ZM50 203V204H49ZM61 203V204H60ZM224 204H221V206H220V208L221 209H224V208H226L227 206H229L230 204H231V202L229 201L228 203H226V202H223ZM35 206V208L32 206ZM36 204V205H35ZM38 204V205H37ZM183 204H184V206H183ZM40 205V206H39ZM63 205V206H62ZM65 205V206H64ZM72 205V206H71ZM88 205V206H87ZM154 205V206H153ZM187 205V204H186ZM11 206V205H10ZM36 206H38V208L37 209H39L38 211H37V209H36ZM151 206H153L152 208H153V214H154V216H146V214H145V211L144 210H148ZM49 207V208H48ZM86 207V208H85ZM89 207V208H88ZM146 207V209H144ZM148 207V208H147ZM177 207V208H178ZM46 208V209H45ZM69 208H71L70 210H69ZM163 208V207H162ZM176 208V209H177ZM212 208V209H211ZM8 209V210H7ZM45 209V210H44ZM56 209V210H55ZM64 209V210H63ZM94 209V210H93ZM142 209H144L143 211H142ZM2 210H6V212L5 211H2ZM47 210V211H46ZM49 210H50V212H49ZM55 210V211H54ZM58 210V211H57ZM91 210V211H90ZM93 210V211H92ZM146 210V211H147ZM157 210V211H156ZM178 210V209H177ZM13 210L11 209V207L9 208H4L3 207V209L2 208H0V216H1V214H3V215H9V214H11V212H12ZM156 211V212H155ZM5 212V213H4ZM7 212L9 213V214H7ZM31 212V213H32ZM46 212H49V213H45ZM54 212H60V213H62V215L63 216H66L65 218L63 217L62 219H61V223H60V221H59V224H58V222L57 223H53V222H55V219H54V217H53V213ZM44 213V216L42 215ZM103 213V214H102ZM157 213V214H156ZM141 214V215H140ZM148 214V213H147ZM192 212H185V211H183L182 213H181V216H182V218L183 219H189L191 216H192ZM103 215V216H102ZM99 216H100V218H99ZM107 216V217H106ZM124 216V217H123ZM69 217V218H68ZM102 217V218H101ZM105 217V218H104ZM148 217V218H147ZM50 220H48V219ZM71 218V220H69ZM104 218V219H103ZM126 218V219H125ZM130 218V219H129ZM147 218V219H146ZM45 219H46V221H45ZM64 219V220H63ZM66 219V220H65ZM67 219H68V221H67ZM79 219H80V221H79ZM123 219V220H122ZM128 219V220H127ZM140 219V220H139ZM150 219V220H149ZM72 220H74V221H72ZM85 221V223H84V221ZM126 220H127V223H128V221H129V223L127 224L126 223ZM153 220V221H152ZM36 221H39V222H36ZM201 220H199V222H200ZM73 224H72V223ZM125 222V224H123ZM34 223L36 224V226H34ZM39 223V224H38ZM42 223H44V225H42ZM64 223V224H63ZM154 223V224H153ZM23 224V225H22ZM25 224H26V226H25ZM38 224V225H37ZM50 224V225H49ZM54 224V225H53ZM85 224V225H84ZM91 224H92V226L94 227V228H96L95 226H97L95 223H93V222H91ZM95 224V225H94ZM149 224V225H148ZM151 224V225H150ZM42 225V226H41ZM61 225V226H60ZM68 225V226H67ZM74 225V226H73ZM81 227V228H79V229H77L79 226ZM124 225H126V226H128V227H126V226H124ZM154 225V226H153ZM176 224H175V222H169L165 227H167V228H171V227H174ZM29 226H30V228H29ZM121 226V227H120ZM28 227V228H27ZM63 227H64V229H63ZM69 227V228H68ZM116 227H114L115 229H116ZM7 228V227H6ZM32 228H33V230H32ZM55 228V229H54ZM73 228V229H72ZM76 228V229H75ZM67 229H69V230H67ZM75 229V230H74ZM98 229V228H97ZM149 229V230H148ZM21 230V231H20ZM47 230V231H46ZM63 230H65V231H63ZM73 230V231H72ZM99 230V229H98ZM29 231V232H28ZM53 231H56V232H53ZM148 231V232H147ZM22 232V233H21ZM23 232L25 233V234H23ZM58 232V233H57ZM61 232V233H60ZM64 232H65V234H64ZM70 232L72 233V232H75V235H74V233H72V236L70 237V236H68V235H71L70 234ZM67 233V234H66ZM147 233V234H146ZM262 233H264V229L262 230ZM23 234V235H22ZM62 234V235H61ZM8 235V236H7ZM66 237H67V239H66ZM74 237L76 238V239H74ZM74 240H73V239ZM5 239H7V240H5ZM63 240V241H62ZM68 240V241H67ZM2 242V243H3ZM8 242V243H7ZM11 242V243H10ZM68 244H67V243ZM61 243V244H62ZM75 243L77 244V246L75 245ZM1 244V243H0ZM74 244V245H73ZM50 247H51V244L49 245ZM74 246V247H73ZM82 247V248H81ZM60 248H62V249H60ZM78 248H80V250H82L83 248V251L84 252H82V251H80ZM57 249V250H56ZM75 249H77V250H75ZM60 252H59V251ZM62 250V251H61ZM77 253H76V252ZM80 252V253H79ZM70 253V254H69ZM71 253H72V255H71ZM79 253V254H78ZM86 254V255H85ZM70 255H71V257H70ZM76 255V256H75ZM83 255V256H82ZM99 255H100V258H99ZM84 257H85V259H84ZM2 258V255L0 254V260H2L1 259ZM77 260H76V259ZM81 261H80V260ZM89 259V260H88ZM94 259H95V261H94ZM88 260V261H87ZM84 261H86V262H84ZM71 262V263H70ZM56 264V263H55ZM64 264H67L66 262L64 263Z\"/></svg>",
  "mask_w": 264,
  "mask_h": 264
}]
</instances>
